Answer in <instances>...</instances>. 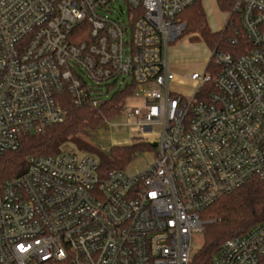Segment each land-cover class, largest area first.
<instances>
[{"label": "built area", "instance_id": "obj_1", "mask_svg": "<svg viewBox=\"0 0 264 264\" xmlns=\"http://www.w3.org/2000/svg\"><path fill=\"white\" fill-rule=\"evenodd\" d=\"M202 1L0 0V159L67 124L70 104L97 109L132 84L117 126L155 146L144 170L105 178L97 156L65 146L30 158L0 182V264H191L202 213L264 185V0H231L249 46L211 50L214 70L188 76V97L171 88L167 54ZM215 264H264V221L226 241Z\"/></svg>", "mask_w": 264, "mask_h": 264}, {"label": "trees", "instance_id": "obj_2", "mask_svg": "<svg viewBox=\"0 0 264 264\" xmlns=\"http://www.w3.org/2000/svg\"><path fill=\"white\" fill-rule=\"evenodd\" d=\"M218 4L223 12L233 10L231 0H218ZM181 18L187 24L182 38L189 37L192 42H204L210 50L217 49L239 56L249 46L238 17H230L222 31L213 32L202 2L190 6ZM235 38L239 39L238 46L231 44ZM213 70L214 64L211 60L208 71ZM134 87L132 84L126 89L111 88L114 90L111 97L97 109L78 108L70 104V120L67 124L52 125L42 132L24 136L18 150L8 152L0 159V182L21 175L30 158L58 155L67 144L77 146L82 152L95 154L99 158V172L103 178L112 171L126 170L139 152L155 150V146L135 142L129 146L112 147L108 153H104L86 140L89 131L97 130L103 121L114 120L122 114L125 100L133 94ZM213 91V86H208L197 98L207 100ZM202 219L207 222L203 245L193 255L191 264H215V259L226 241L246 234L264 221V185L257 179L252 180L204 211Z\"/></svg>", "mask_w": 264, "mask_h": 264}, {"label": "rangeland", "instance_id": "obj_3", "mask_svg": "<svg viewBox=\"0 0 264 264\" xmlns=\"http://www.w3.org/2000/svg\"><path fill=\"white\" fill-rule=\"evenodd\" d=\"M184 39L185 38H182L181 40H184ZM193 43L198 44L197 46L199 47L192 55L193 61L194 60L199 61L195 71L203 72L206 69V67L209 65V61L212 55L211 50L204 42H193ZM180 86H181V89H183L182 93L189 97L193 91L194 85L190 82H182ZM121 122H122V119L116 118L114 120H111V122H109L107 126L103 128L102 126L105 123L103 121L99 125L97 130L89 131V136L88 138H86V140L93 143L95 146L98 147V149H100L104 153H108L112 147L129 146L135 143V141H138V140H133V137L135 136L134 130L130 129L127 126H120V125L117 126V124ZM152 140L153 139H151L150 141ZM65 147L72 149V150H77L80 152L77 146L73 144H67L65 145ZM154 157H155V150L139 152L136 155L135 159L131 162V164L126 168L125 171L130 174H135L137 172H140L144 170L149 164L152 163ZM203 235L204 233L194 235L193 251L195 253L198 250H200L203 245Z\"/></svg>", "mask_w": 264, "mask_h": 264}, {"label": "crops", "instance_id": "obj_4", "mask_svg": "<svg viewBox=\"0 0 264 264\" xmlns=\"http://www.w3.org/2000/svg\"><path fill=\"white\" fill-rule=\"evenodd\" d=\"M202 5L207 14L209 25L213 32L222 31L229 20V12H223L218 0H204ZM226 24V25H225ZM225 25V26H224ZM189 37L170 46L167 54L170 71L175 75L171 88L175 93L183 94L180 84L190 82L188 76L196 72L198 60L192 59L193 53L199 48ZM191 83V82H190Z\"/></svg>", "mask_w": 264, "mask_h": 264}, {"label": "water", "instance_id": "obj_5", "mask_svg": "<svg viewBox=\"0 0 264 264\" xmlns=\"http://www.w3.org/2000/svg\"><path fill=\"white\" fill-rule=\"evenodd\" d=\"M22 174V173H21Z\"/></svg>", "mask_w": 264, "mask_h": 264}]
</instances>
